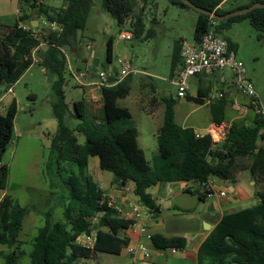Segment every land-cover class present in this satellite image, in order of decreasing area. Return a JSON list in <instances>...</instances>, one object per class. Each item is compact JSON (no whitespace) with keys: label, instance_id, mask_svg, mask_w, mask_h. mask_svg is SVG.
<instances>
[{"label":"trees","instance_id":"obj_1","mask_svg":"<svg viewBox=\"0 0 264 264\" xmlns=\"http://www.w3.org/2000/svg\"><path fill=\"white\" fill-rule=\"evenodd\" d=\"M140 1L145 4L149 0ZM169 1L174 5L180 4V0ZM189 1L219 15L255 1L264 2L251 0L244 6L225 8L222 4L226 0ZM135 2L103 0L102 4L121 24L133 15L136 20L132 26V36L139 37L145 25L141 14L135 11ZM17 5L15 22L0 23V81L9 89L35 63L32 49L39 41L31 35V30L22 28L23 25L32 28V21L39 20L38 17L42 15L60 23L61 31L49 34L46 38L48 44L38 52V63L45 73L56 77L51 84L52 114L57 124L50 141L51 159L58 164L66 162L78 167V172L70 171L60 177L63 185L60 199L62 219L52 221L47 216L43 225L38 227L28 252L29 264H80V259L94 257L100 252L119 254L126 246L128 240L124 231L133 225L134 220L122 216L103 194L98 183L86 172L89 157H97L99 168L111 172L121 183L132 181L133 193L140 203L155 212L158 207L151 199L149 189L157 182L203 180L208 176L233 181L232 166L240 156L248 160L246 168L252 179L255 182L260 180L264 185V145L258 143L264 141V136L259 133L264 123L262 118L257 117L251 125L231 124L223 140L215 144L209 134L199 137L193 128L176 123L173 110L175 100L168 95L162 98L164 110L162 124L156 133L157 150L149 163L138 145L137 126L129 110L117 104V100L126 97L131 90V74L120 81L112 74L113 82L100 86L102 106L98 119L86 115L83 100L74 101L71 108L65 101L63 83L68 70L65 52H71L72 48L78 49L79 38L76 34L85 27L92 0H64L53 14L42 6V0H17ZM246 17L257 31L264 34L263 8L222 21L216 19L213 30L221 35L224 27ZM210 19L211 16L197 12L192 40L195 44L199 43L204 32L212 28ZM225 39L228 47L235 49L234 43ZM112 41V37L106 41L105 60L109 63L112 62ZM180 50L181 42L177 41L171 70L179 58ZM207 91V88L199 89L195 96L186 95V98L201 104ZM223 98L219 99V115L215 112L216 103L211 104L213 120L218 124L224 118ZM4 110L0 112V189L5 188L7 183L8 168L2 162V155L13 136L17 111L14 98ZM75 133L84 136L83 144L78 142ZM225 160L228 162L224 163ZM199 196L200 199L205 197L201 193ZM257 197V204L221 217L200 244L196 264H264V187L257 191ZM32 209H35L34 205H21L9 195L1 196L0 244L11 249L4 255L3 264H17V253L21 254L18 233L23 218ZM80 237L89 240L82 242ZM151 240L159 248H182L186 243L182 237L165 238L160 234L153 235Z\"/></svg>","mask_w":264,"mask_h":264},{"label":"rangeland","instance_id":"obj_2","mask_svg":"<svg viewBox=\"0 0 264 264\" xmlns=\"http://www.w3.org/2000/svg\"><path fill=\"white\" fill-rule=\"evenodd\" d=\"M63 2L64 0H42V6L53 14ZM250 2L251 0H226L222 6L233 8ZM102 3L103 0H92V5L87 12L85 27L77 31L78 48L83 58L77 59L76 62L80 68H88L96 74L99 63L105 57L106 41L112 37L111 63L116 65V60L120 57L128 61L135 71L131 74L129 94L118 99L117 104L129 110L137 126L140 147L144 151L146 160L151 163L152 156L157 150L155 127L162 124L163 112L150 117L141 107L146 111L156 112L158 106L162 104L160 100L162 94L171 95L176 103H179L180 98L176 95V86L168 82L174 60V47L181 38L189 42L193 40L197 12L191 7L174 5L169 0H149L145 4L136 0L135 11L141 14L145 25L144 31L139 37L120 39L121 31L127 30L132 33V26L136 19L130 15L121 24ZM17 7L16 0H0V15L7 14L12 22L18 12ZM43 16L38 18H44ZM221 32V36L234 43L236 57L242 61L246 75L264 110V34L253 27L248 17L231 22ZM67 54L73 64L75 54L73 52H67ZM113 75L114 78L117 77L116 74ZM197 77L194 76L189 83V91H187L190 94H195ZM55 79L53 74L45 73L39 63H34L10 87V90L6 89L5 84L0 81V112H3L12 98L15 99L17 105L12 140L2 155V162L8 168V176L6 187L0 189V198L6 194L21 205H34L35 207L23 218L22 228L18 233L21 254L17 253L19 256L17 264H29L28 252L32 248L38 227L43 225L47 216L52 221L62 219L63 206L60 199L63 185L60 177H64L70 171L78 172L75 164L66 162L58 164L51 159L50 141L57 130L51 100V84ZM91 81L97 82V77ZM63 91L65 101L68 104L71 103L69 104L71 108L73 101L83 100L86 90L78 84L75 76L67 71L64 74ZM183 102L179 104L174 113L177 124H181L183 117L192 111L186 99ZM198 112L200 111L191 112L190 119ZM75 134L78 142L83 144L84 136L81 133ZM93 160L97 161V157L90 158L89 169H86L90 175H93ZM247 164L248 160L240 156L236 158L232 169H243V165L247 166ZM101 173L108 176V179L106 178L108 183L113 179L111 172L102 170ZM213 177L217 183L231 186L230 179ZM241 178L246 180L248 187L252 179L250 172L244 170ZM255 187L258 191L262 190L264 185L257 180ZM199 203L200 201L198 205ZM9 251L5 245L0 244V264L4 263V255ZM106 255L117 260L113 255Z\"/></svg>","mask_w":264,"mask_h":264},{"label":"crops","instance_id":"obj_3","mask_svg":"<svg viewBox=\"0 0 264 264\" xmlns=\"http://www.w3.org/2000/svg\"><path fill=\"white\" fill-rule=\"evenodd\" d=\"M16 17L17 13L11 22V17L4 13L0 15V23L13 24ZM85 44L87 43L85 42ZM86 47H88V44ZM76 50H79V48H76ZM82 58L83 56L81 54V59ZM77 59L80 60L76 53L74 57L75 62L72 64L71 59L68 56L67 71L74 75L78 84L86 90L84 91L83 96L86 115L88 117L98 119L101 116L102 97L99 91L100 86L91 80L96 78L97 72L102 70V68L99 65L95 74L88 70V68H80L76 62ZM39 61L40 59L36 63ZM179 62L180 58L176 60L174 68L179 64ZM110 64L113 65L112 63ZM80 70L88 71L84 76L85 84L79 82L78 72ZM172 72L173 70H171L170 76H172ZM225 75L227 77V81L224 83L219 82V79L215 74L200 75L196 78L197 82L195 85V94L188 93L189 89L186 94L189 96H195L197 91L203 88H207V93L211 91H222L224 94V98L222 99L224 102L222 109L224 115L223 120L218 124L215 120H213L211 113V104L214 103H216V115L221 113L219 108V101L221 99H215L212 102L204 101L201 104H197L193 101L187 100L185 95L184 97H179V103H176L175 101L173 106L174 113H176L179 104H183V100L186 99L187 105L192 108V111L183 117L182 123L179 124L180 126L191 127L195 132L201 135L208 133L217 135L222 127H229L233 123L238 125L253 124L257 115L252 109L238 111L234 108L235 101L243 104L247 101V98L236 92L232 83L229 81V73L225 72ZM191 79H193V77L189 79V83ZM168 82L171 84L170 79ZM10 89L11 88L8 90ZM166 96L168 95L162 94L160 96V100L162 101V98ZM162 104L164 105L163 102ZM162 104L158 106L156 112L146 111L142 107L141 109L147 116L155 117L159 114V112H163L164 107L162 108ZM197 111L200 112L190 119V113ZM201 115L202 117L200 118ZM160 125H156V133ZM258 143L259 145H264V141H259ZM138 145L140 146L139 141ZM90 158L92 157H89L87 165L88 169ZM92 167L93 175L91 176L98 183V186L102 190L103 194L108 197L109 202L118 209L122 216L133 219L134 223L124 231L128 241L119 254L100 252L94 255V257L80 259V264H96L97 262H99V264H196L197 251L200 244L206 239L224 214L252 206L259 202V198L257 197V187H255L256 182L251 179L247 187L246 180L241 178L243 171L248 170L245 165H243V169L237 168L236 170H233L234 180H230L231 186L223 183H217L213 178L215 191L212 194L200 199L199 205L198 201L192 209L188 210L179 208L174 203V199L179 194L187 190L195 193L197 185L189 186L188 183H190V180L157 182L149 189L151 192V199L153 200L155 206L158 207L157 212L140 203L138 197L133 193L134 184L132 181H127L123 184L112 174L113 179L108 183V176L101 173L102 170L98 166V160H93ZM218 191H225V195L220 196ZM130 203L140 206L142 212L140 219L135 220L133 218V214L130 210ZM155 234H160L165 238L182 237L186 240L185 246L182 248H173L171 246L165 248L156 247L151 240V237ZM81 241L85 242V239L81 238ZM142 248H144V250ZM8 249L11 251L10 248ZM172 249H174V251H172ZM106 254L113 255L117 260H114L115 258H109L111 256H107Z\"/></svg>","mask_w":264,"mask_h":264},{"label":"built area","instance_id":"obj_4","mask_svg":"<svg viewBox=\"0 0 264 264\" xmlns=\"http://www.w3.org/2000/svg\"><path fill=\"white\" fill-rule=\"evenodd\" d=\"M35 23L36 25L32 28L26 25H23L22 28L31 30V35L39 41L32 49L33 61L36 63L39 60L38 52L43 46L48 44L46 39L48 35L54 32L59 33L62 28L59 22L56 20H49L46 17L36 20ZM209 24L212 28L202 34L198 44H195L193 41L189 42L185 39L181 40V50L179 53L180 62L173 69L172 76L170 78L171 84L177 88L176 95L178 97H184L186 95L189 86V79L191 77L204 74H215L218 77L219 82L224 83L227 81L225 72H228L230 75L229 81L232 83L236 92L247 98V101L243 104L235 101L234 108L238 111L252 109L256 113L257 117L264 120V110L261 108L260 99L255 92L250 79L246 75V70L242 61L236 57L234 49L228 47L227 40L213 30L216 25V19L211 17ZM119 38L131 39L132 33L127 30L121 31L119 33ZM65 55L67 59V52H65ZM115 66L117 68L115 72L117 75V81H120L125 76L135 72L131 64L120 57L117 58ZM87 72V70H80L78 72L79 82L82 84H85L84 76ZM96 77V84L98 86L110 84L107 82V73L103 70H100ZM223 97L224 94L222 91H211L203 97V100L206 102H212L215 99ZM4 111L5 110H3V112ZM229 127H222L217 135L208 134L211 136L212 141L216 144L217 142L219 143L223 140ZM195 133L196 136H202L197 132ZM259 133L264 136V123L261 126ZM213 178V176H208L203 180H190V183L188 184L189 186L197 185L199 193L207 196L215 191ZM218 194L220 196H224L225 191H218ZM130 210L135 220L141 218L142 212L139 205L130 203ZM81 238L84 237H80V240ZM88 240L89 238H85V242ZM142 249L144 250V248ZM172 251H174V249H172Z\"/></svg>","mask_w":264,"mask_h":264},{"label":"water","instance_id":"obj_5","mask_svg":"<svg viewBox=\"0 0 264 264\" xmlns=\"http://www.w3.org/2000/svg\"><path fill=\"white\" fill-rule=\"evenodd\" d=\"M185 5L191 7L196 12H199V13H202V14H206V15L211 16L214 19H217L219 21L228 19L229 17H233V16H236V15L246 14L247 12H249V11H251L253 9H256V8H263L264 9V2L255 1V2H253L252 4H250L248 6L231 10V11L227 12L224 15H219L215 11L206 10L204 8L196 6L189 0H180L179 6L183 7ZM35 21L36 20H33V22L31 23L32 26L36 25ZM72 52H76L78 58L81 59V51L76 50V48H72ZM99 65L102 68V70L107 73V82L108 83H112L113 79H112L111 76H112V74H114L116 72V69H117L116 66L115 65H111L106 60H103ZM227 162H228V160H225L224 163H227ZM199 200H200L199 193H197V192L192 193V192L185 191V192L179 194L174 199V203L179 208L188 210V209H192Z\"/></svg>","mask_w":264,"mask_h":264}]
</instances>
